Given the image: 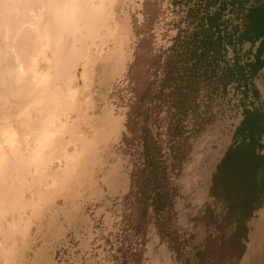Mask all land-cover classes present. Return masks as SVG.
<instances>
[{
    "label": "rangeland",
    "instance_id": "1",
    "mask_svg": "<svg viewBox=\"0 0 264 264\" xmlns=\"http://www.w3.org/2000/svg\"><path fill=\"white\" fill-rule=\"evenodd\" d=\"M206 1L100 0L98 10L69 35L61 39L46 30L38 46L30 48L26 80L2 87L17 110L0 119L1 133L26 129L22 125L27 121L44 118L37 121L38 126L51 123L48 127L57 130L53 133H58L60 140L52 146L53 151L42 150L43 161L38 164L5 171L0 167L7 180L6 211L1 209L0 214V264L196 263L193 251L205 237V210L210 208L218 217L225 214L210 196L212 175L246 116L238 103L245 94L236 93L228 100L229 94L222 90L230 85L245 86L237 81L221 82L226 75L224 65L233 67L237 57L240 64L255 62L259 41L226 44L215 77L198 83L197 109L189 110L180 121L182 137L172 140L186 157L177 177H171L177 195L172 219L164 229L154 218L141 220L145 203L128 195L130 190L135 194L144 189L146 182L138 170L135 182L131 180L134 165L142 167L141 159L132 155L142 153L145 116L150 136L164 152L162 165L169 171L165 153L171 140L168 126L179 123L177 109L172 107L176 101L174 96L167 97L171 104H162L157 121H152L156 117L153 107L141 106L135 112L128 73L148 70L155 55L176 60L179 53H186L184 41L200 31V22L205 24L201 18L220 8L218 3L205 11ZM256 2L264 0H250L246 7ZM230 10L229 5L223 12L227 32L236 24V14ZM237 26L243 31V20L237 21ZM154 29L160 33L157 37ZM136 56L140 61L133 69ZM100 85H104L102 98ZM133 122V137L127 134L131 143L122 149L126 125ZM29 128L36 129L33 125ZM17 141L24 150L36 143L24 136ZM120 175L129 179L128 191L111 196L110 186ZM262 207L247 220L245 251L236 264H264V201Z\"/></svg>",
    "mask_w": 264,
    "mask_h": 264
},
{
    "label": "trees",
    "instance_id": "2",
    "mask_svg": "<svg viewBox=\"0 0 264 264\" xmlns=\"http://www.w3.org/2000/svg\"><path fill=\"white\" fill-rule=\"evenodd\" d=\"M249 1H206L205 11L208 7L216 6L218 3H220V8L201 18L205 20L206 25L200 22V31L189 35L187 41H184L183 46L184 50L187 49L186 53H179L176 60L167 55H155L149 61L148 70L143 73L137 71L133 74L128 73V81L135 100L132 108L135 112L140 110L141 106L153 107L151 110H156V117L152 121H157L158 111L161 110L162 104L165 102V104H171L166 99L174 96L173 100L176 102L172 104V107L177 109L175 116L178 117L175 119L179 121L173 127L171 124L168 126L171 140L168 141V153H165V163L169 164L167 172L166 166L162 165L164 162L160 160L164 152L162 153L163 150L150 136L149 129L146 127L149 118L146 116L143 118L142 153L139 156L138 154L132 155L137 157L135 158L137 160L141 159L142 167L137 168L134 165L131 180L132 183L135 182L139 171L140 176L145 178L146 182L143 183L144 189L135 194L133 190H130L128 195L129 197L138 196L137 200L145 203L140 216L141 220L147 221L154 218L156 222H160L159 227L164 229L172 219L171 210L177 195V188L171 177H177L186 157L185 151L178 149L172 140L178 136L182 137L184 127L180 121H184L189 110L197 109L198 83L215 77L217 72L215 69L225 57L226 44L259 41L255 62L240 64L237 60L239 57H237L233 67L225 64L226 75L224 78L221 77L224 80L221 82L237 81L245 85L248 81V72L253 75L264 66V60L260 59L264 54V3L256 2L248 8L246 6ZM229 5L232 9L230 12L236 14L234 18L236 24H233L230 32H227L228 20H223V12ZM240 19L243 20V31L239 32L237 21ZM230 22L232 23L233 20ZM161 25L162 23L159 24ZM154 30L153 33L157 37L160 33L157 35L158 29ZM155 44L158 45L159 41L156 40ZM138 57L136 56L133 69L137 60L140 61ZM178 63H181L180 67ZM147 76L148 81L145 80ZM156 88H158L157 91ZM250 115L247 114L246 118ZM133 126L134 122L126 125L122 149L125 144L131 143L127 134L131 136L134 134ZM263 136L264 121H242L236 130L234 143L227 149L216 166L212 175L210 196L223 207L225 214L218 217L210 208L205 210L203 217L205 237L194 247L195 264H214L216 261L220 264L224 262L236 264L244 254V243L248 234L247 220L254 211L261 207L264 200ZM183 140L186 141L187 138ZM149 211L152 212L150 215ZM245 213H247L246 216ZM140 226L139 224L137 227L138 234Z\"/></svg>",
    "mask_w": 264,
    "mask_h": 264
},
{
    "label": "bare ground",
    "instance_id": "3",
    "mask_svg": "<svg viewBox=\"0 0 264 264\" xmlns=\"http://www.w3.org/2000/svg\"><path fill=\"white\" fill-rule=\"evenodd\" d=\"M100 4V0H0V119L9 118L10 113L17 110L11 106L2 87L10 88L26 80L30 48L38 46L41 35L50 30L55 37L63 39L78 23L92 16ZM37 121H44V118L27 121L22 125L27 126L26 129H12L7 134H2L3 129H0V167L3 171L4 168L22 169L29 163L38 164L37 161H43V149L53 151L52 146L60 140L58 133H53L57 130L48 127L51 123L40 128ZM32 125L36 129L29 128ZM23 136L36 142L31 149L24 150L17 141ZM6 184L5 174L0 173V214L1 209L6 211Z\"/></svg>",
    "mask_w": 264,
    "mask_h": 264
},
{
    "label": "crops",
    "instance_id": "4",
    "mask_svg": "<svg viewBox=\"0 0 264 264\" xmlns=\"http://www.w3.org/2000/svg\"><path fill=\"white\" fill-rule=\"evenodd\" d=\"M260 59L264 60V56L261 55ZM254 78H255V81H254L255 85L253 84V82L251 85V81ZM104 85H100V87H98L99 88L98 92L101 95L100 98H102ZM230 86L222 87L223 92H227V94H229L228 100H232V98L234 97V95H236V93H238L240 96H242V94H245V98L242 100L238 99V103L243 109L242 113L244 112L246 116L247 114H251L247 118L246 116L243 117L240 121H246L248 118H251V120L253 121H264V98L261 99V95L264 97V66L260 70H258L256 73H254L253 75L252 74L250 75V73L248 72V81L246 82L245 86L240 87V89H238L237 86H234V87L232 86L230 87ZM99 104H101L100 101H99ZM252 113H255V114H252ZM120 132L121 133L123 132V126ZM128 187H129V179L125 175L116 176L114 179V182L110 186L109 194L111 196L124 195L127 193ZM263 199H264V194H263ZM152 235L154 238L157 239V235L155 232H153Z\"/></svg>",
    "mask_w": 264,
    "mask_h": 264
}]
</instances>
